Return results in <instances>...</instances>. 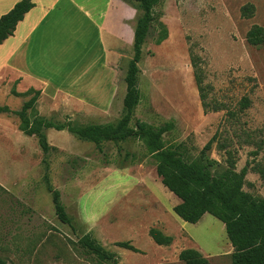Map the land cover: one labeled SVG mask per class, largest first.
Masks as SVG:
<instances>
[{"label": "rangeland", "instance_id": "374dc122", "mask_svg": "<svg viewBox=\"0 0 264 264\" xmlns=\"http://www.w3.org/2000/svg\"><path fill=\"white\" fill-rule=\"evenodd\" d=\"M245 4L255 9L250 19L240 16ZM153 15L154 34L138 65L140 102L130 126L136 120L155 127L171 122L173 129L163 137L166 146L182 143L193 158L216 135L209 158L224 167L230 151L236 171L248 162L243 191L264 197V181L256 171V166L264 171V49L246 42L252 26L264 28V0H160ZM162 31L165 39L157 44ZM131 42L122 47L108 116L40 108L41 116L35 105L30 119L76 126L115 123L133 55ZM195 72L202 79L205 103L224 110L203 111ZM30 97L5 103L1 96L0 106L20 110ZM243 98L250 106L240 112ZM228 111L237 114L235 120L227 118ZM45 133L51 148L47 155L37 139L12 140L10 131V140L0 139V259L6 264H107L79 247L86 234L115 254L118 264H184L178 255L185 249L198 251L209 264H231L224 225L209 214L196 224L176 216L172 209L180 201L157 179L142 143L105 142L98 151L66 131ZM45 176L59 192L72 226L57 219ZM149 229L171 237V244H154ZM116 242H130L140 253L118 248Z\"/></svg>", "mask_w": 264, "mask_h": 264}, {"label": "trees", "instance_id": "16d2710c", "mask_svg": "<svg viewBox=\"0 0 264 264\" xmlns=\"http://www.w3.org/2000/svg\"><path fill=\"white\" fill-rule=\"evenodd\" d=\"M135 11L133 27L132 58L129 60L123 81L125 93L122 99V110L115 123L88 124L76 126L71 121L54 123L42 117L30 119L29 112L34 110L39 92L27 91L31 97L23 103L19 111H11L6 106H0V114L14 115L19 120V131L26 136H35L43 155L51 148L47 142L46 130L57 132L66 131L76 139L92 143L98 151L101 144L112 142L118 144L133 140L142 143L148 156L154 161L157 177L164 188L173 194L180 202L172 211L182 221L196 224L205 214H209L224 225L226 238L232 248L231 264H264V197L254 198L243 191L246 184L249 163L236 171V161L230 151H226L225 166L213 161L207 155L216 135L209 140L198 156L193 158L182 143L166 146L163 137L173 129L171 122L155 127L136 120L133 127L135 109L140 102L139 63L142 60V50L146 41L154 34V8L160 0H122ZM34 7L32 0H20L6 14L0 17V45L13 35L16 25ZM255 9L245 4L240 9L243 19L254 16ZM166 33L161 32L157 44L165 39ZM246 42L252 47L264 49V28L254 25L246 34ZM194 67V66H193ZM195 82L203 111L206 113L224 110L222 105L210 106L205 103L202 79L195 72ZM13 95H17L14 91ZM22 96V95H21ZM250 106L248 99L243 98L239 103V111L243 112ZM227 118L235 120L237 114L228 111ZM257 153H252L255 156ZM256 171L264 181V171L256 166ZM47 190L51 194L54 213L62 224L72 226V220L67 215L60 201V194L53 190L47 182ZM148 236L157 246H169L172 238L165 236L157 229H149ZM79 247L88 255L101 263L118 264V257L105 250L98 241L89 234L78 240ZM115 246L133 253H140L130 242H116ZM184 264H209L198 251L182 250L178 255ZM0 264H6L0 259Z\"/></svg>", "mask_w": 264, "mask_h": 264}, {"label": "crops", "instance_id": "0c3cea01", "mask_svg": "<svg viewBox=\"0 0 264 264\" xmlns=\"http://www.w3.org/2000/svg\"><path fill=\"white\" fill-rule=\"evenodd\" d=\"M19 1L0 0V17ZM32 2L34 7L0 45V97L5 103L23 100L32 90L40 93L35 105L41 116L40 108L108 116L122 47L133 40V9L122 0ZM18 127L16 116L0 114V139L8 141L9 135L34 142L35 136Z\"/></svg>", "mask_w": 264, "mask_h": 264}]
</instances>
